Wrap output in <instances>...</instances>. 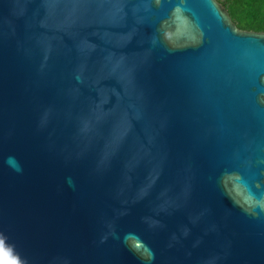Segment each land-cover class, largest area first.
<instances>
[{"label":"water","instance_id":"water-1","mask_svg":"<svg viewBox=\"0 0 264 264\" xmlns=\"http://www.w3.org/2000/svg\"><path fill=\"white\" fill-rule=\"evenodd\" d=\"M0 242L264 264V32L218 0H0Z\"/></svg>","mask_w":264,"mask_h":264},{"label":"trees","instance_id":"trees-1","mask_svg":"<svg viewBox=\"0 0 264 264\" xmlns=\"http://www.w3.org/2000/svg\"><path fill=\"white\" fill-rule=\"evenodd\" d=\"M241 30L264 32V0H218Z\"/></svg>","mask_w":264,"mask_h":264},{"label":"snow or ice","instance_id":"snow-or-ice-1","mask_svg":"<svg viewBox=\"0 0 264 264\" xmlns=\"http://www.w3.org/2000/svg\"><path fill=\"white\" fill-rule=\"evenodd\" d=\"M0 264H16L15 261H8L7 253L4 252L2 242H0Z\"/></svg>","mask_w":264,"mask_h":264}]
</instances>
